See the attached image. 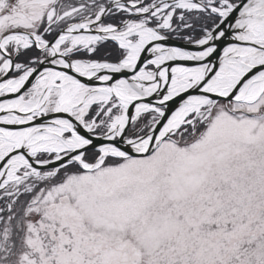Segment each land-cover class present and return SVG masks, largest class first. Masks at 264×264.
Masks as SVG:
<instances>
[{"label":"rangeland","instance_id":"1","mask_svg":"<svg viewBox=\"0 0 264 264\" xmlns=\"http://www.w3.org/2000/svg\"><path fill=\"white\" fill-rule=\"evenodd\" d=\"M18 2L20 9L7 14L1 13L6 0H0V76L9 63L5 51L13 54L33 47L26 35H18L4 46L15 30H35L38 46L44 48L48 40L46 31L37 30L41 23L51 24L59 17L68 23L80 19L78 25H90L104 12L108 16L115 10L139 15L122 32L156 22V28L168 34L190 30L192 22L183 25L182 11L220 20L237 4L236 0H66L59 15L57 7L63 0ZM107 2L112 3L109 11ZM217 23L212 27L203 24L195 31L205 35ZM114 27L101 23L98 29ZM85 36L67 37L55 46L58 51L83 49L81 53L92 54L101 40L88 46ZM39 52L27 64L17 62L12 77L19 78L51 56L49 50ZM47 81L42 79L32 87L24 103L39 100ZM59 89L54 87L46 113L58 108ZM82 93L74 97V105L80 104ZM95 95L73 113L92 126L93 132L104 134L124 110L116 99H102L105 92ZM231 108L242 109L245 115L230 114L223 103L210 104L187 117L179 128L183 133L152 154L112 161L99 170L72 174L62 183L53 182L50 175L54 170L26 178L30 169L20 168L16 181L0 192V223L7 210L11 216L18 214L19 227H25L13 248L15 260L7 264H264V113L259 115L261 109L264 112V90L256 100L237 101ZM143 116L146 131L160 114ZM201 124H206L205 129L191 134V128ZM187 132L189 137L184 136ZM3 142L8 143L0 137V160L9 151ZM64 154L68 151L43 150L35 157ZM29 195L30 201L23 206L21 200ZM4 244L5 239L0 240V264H5Z\"/></svg>","mask_w":264,"mask_h":264},{"label":"water","instance_id":"2","mask_svg":"<svg viewBox=\"0 0 264 264\" xmlns=\"http://www.w3.org/2000/svg\"><path fill=\"white\" fill-rule=\"evenodd\" d=\"M261 4L264 5V0H243L219 23V25L212 32L208 34L210 35L208 41H202V39H198L196 41H177L167 37L161 33L160 30L153 28L152 30L156 32L160 38L149 43L144 48L137 61L132 63L126 62L127 56L122 57L116 63L72 59L67 55L68 50L59 52L56 48L55 45L62 37L84 34L97 35L103 41L110 40L118 44L119 39L121 38L119 33L116 31L96 30L94 28L100 25L102 20L97 23L90 24L89 29H84L79 32L72 31L74 25L70 26L62 30L52 41L47 42L44 48L38 47L36 38L32 33L23 31L10 33V36L26 35L30 37L40 51L44 52L50 50L51 56L44 59L37 68L31 70L29 75L25 78V81L19 87L12 89L13 91L7 92V90L9 91L10 86L4 85L0 89V106L1 104L13 101L23 96L43 77L46 70L58 71L62 75L72 78L81 85L94 89L93 93L107 92L115 97L119 102L125 100V98L122 97V91H126L125 86H128L138 93L142 99L133 100V105L128 109L126 115L124 116L125 121L122 127H118L115 130L110 129L104 135L93 134L92 131L86 129L84 125H82L73 116V111L80 108L84 102L83 104L72 105V109L70 111L60 110L56 113L40 115L39 117L32 118L27 122L25 121L14 124L0 122L1 132L3 130H18L30 127L40 128L42 126H60V123L56 120H62L70 124L86 141L84 145L76 150H72L70 154L46 160L35 158L32 153L28 151L26 143L24 142L21 149L11 153L0 166V191H2L8 184L16 181L15 179L10 178V174L13 170L11 169V166L17 158L24 159L28 164L26 163L25 165L18 166L15 169V172L23 166H26L31 170L27 173V176L37 175L48 169H60L71 163H77L86 170H93L97 167L98 162L102 158L109 155L117 157H133L149 155L155 152L165 140L170 139L177 131V127L174 128L170 126L171 117L177 110L190 104L194 99H200L204 101V104L218 102L221 100H224L227 103L245 101L244 99H238L237 95L253 78H255L258 74L264 73V65L251 67L234 89L228 94L210 92L206 89V86L217 74L218 68L221 63H223L222 55L228 47L240 45L254 47L259 51H264V38H246L245 34L248 33V31H245V29L241 27L245 20L249 18L264 20V7L256 11L253 10L255 5ZM257 11L258 13H256ZM123 26L119 27L118 30H121ZM140 28H148V26L144 25ZM138 29L139 28L134 31H137ZM134 31L129 33H133ZM174 49L189 55V58L180 59L176 57L171 60H167L166 63H161L158 67H156V70H154L152 74L166 67H168V76L171 77L172 74H174L172 73V68L174 67H182L187 70L189 68L205 65L208 66V68L206 69L203 77L192 83L187 89L169 97L168 99H164L163 95H166L169 92L168 84H165L163 87L162 79L160 77H156L154 80L148 82L144 81L143 79H140L138 72L142 71L144 66L151 62L160 53L165 51L172 52ZM206 52L210 53H207L206 55ZM4 54L10 60L11 65L10 69L0 77V84L6 81H11L12 83L10 85L13 83L16 84V81L21 79L24 75L17 79L9 78L15 67V59L6 53ZM84 63L88 64V67H83ZM144 72L150 73L151 71L144 69ZM156 82L159 83L158 88L150 93V89L145 87L151 86ZM46 93L47 90L45 91L43 98L46 96ZM89 97L90 94L86 96V99ZM144 104L164 108V111L160 119L146 135L133 139L128 136V132L133 123L141 115L139 109L140 106ZM11 114L14 113L0 111V118ZM30 114L32 113L22 114V117L27 118ZM152 134L154 135L153 140L148 143L147 140ZM89 150L99 151L101 152V155L97 159L96 163L91 168L87 169L83 165L82 157L78 159V156L80 154L84 155V153ZM113 151H122L125 154L113 153Z\"/></svg>","mask_w":264,"mask_h":264},{"label":"bare ground","instance_id":"3","mask_svg":"<svg viewBox=\"0 0 264 264\" xmlns=\"http://www.w3.org/2000/svg\"><path fill=\"white\" fill-rule=\"evenodd\" d=\"M200 4L202 2H199ZM264 5H255L253 8L254 11L263 8ZM260 11V10H259ZM231 12H229L226 15H229ZM258 13V11L256 12ZM88 25L84 26H76L73 27L72 30H80L82 28H86ZM138 27V26H137ZM245 29V31H248V33L245 34L246 38L248 37H257V38H264V20H257L255 18H249L245 20V22L241 25ZM113 28L107 29V31H112ZM18 35H11L9 36L3 43L7 44L12 39H15ZM135 36V37H133ZM79 37H86L85 35L78 36ZM160 38L159 35L154 32L151 28H140L136 31L135 35H132L131 37L127 39H121L120 46L123 47L125 50H127V59L126 62H136L139 56L141 55L144 48L151 43L152 41ZM210 38V35L203 36L199 39H202V41H208ZM66 39L65 37H62L58 43L62 42ZM100 39L97 35H87V39L85 40L86 45H91L93 43H96ZM36 40L38 41V38L36 37ZM57 43V44H58ZM206 52L205 54L207 55ZM180 58L185 59L189 58V55H186L182 52H180L177 49H174L172 52L165 51L160 53L158 56H156L151 62L146 64L142 71L138 72V75L140 79H143L144 81H151L154 80L156 77H160L162 79V86L164 87L165 84H168L169 92L168 94H164V99H168L169 97H172L173 95L187 89L192 83L198 81L203 77V75L206 72V69L208 66H199L194 68H189L185 70L182 67H174L172 68L173 71L171 76H168V67L163 68L159 71H156L152 74L154 70H156V67H158L161 63H166L167 60H171L173 58ZM223 63H221L220 67L217 70V74L215 77H213L210 82L207 84L206 89H208L210 92L215 93H224L228 94L230 93L234 87L239 83V81L242 79V77L249 71L251 67L254 66H260L264 65V51H259L256 48H252L249 46H230L228 47L225 52L222 55ZM9 62V61H8ZM151 65L152 69L150 70V73L144 72V69H147L146 66ZM83 67H88V64L84 63ZM10 68V62L7 65V69ZM158 72V73H157ZM95 74V73H93ZM92 74V75H93ZM29 75V72L25 74L21 79H18L16 81V84L10 85L11 81H6L2 84H0V89L4 85H9L10 89L7 92L13 91L12 89H15L19 87L24 81L25 78ZM50 76L52 78L50 79ZM171 77V78H170ZM49 78V79H48ZM47 79V84L44 91L47 90L46 96L43 98V95L45 92L42 93L41 98L37 100L36 102H33V104H25L24 103V96H21L13 101L6 102L4 104H1L0 111H7V112H13L14 114H11L9 116H4L0 118V122L2 123H22L27 122L32 118L39 117L40 115L44 114H50L46 113L45 105L46 103H49V101L52 99L53 89L54 87H59V91L57 93L60 96V99H58L56 102L59 101V103L56 105L58 106L57 109L52 111L51 113H56L60 110L63 111H70L72 108L71 106L74 105L73 100L74 97L79 95L82 92V88L84 89V86L80 83L76 82L72 78L62 75L58 71L55 70H46L43 77L39 80ZM60 80V83L58 81ZM159 83L156 82L151 86H147L145 88L150 89V93L153 92L158 88ZM264 89V73L258 74L255 78H253L249 83H247L244 88L240 91V93L237 95L238 99H244L245 101H254L256 98L260 95V92ZM56 90V89H55ZM126 93L122 91L123 96L125 100H122L119 105L121 108H123V114L119 117L118 120L115 121V123L112 125V130H115L118 127H122L124 125V116L126 115L127 111L131 106L133 105V100L135 99H142V97L136 93L134 90L129 88L128 86H125ZM94 93L91 98L88 100L86 99V95L81 96L79 103L84 104L83 107L86 106V104L93 98L95 99ZM99 94H103L99 93ZM102 99L104 100H110L111 94L106 93V95H102ZM132 99V100H131ZM52 106V104H49ZM204 101L200 99H194L192 102L181 109L177 110L174 115L171 117V127H178L181 125L180 123H183L184 120H186L187 117H189L191 114L200 111L202 106H204ZM152 105L144 104L140 106V113H143L147 111L149 108H151ZM27 118L22 117V114H29ZM58 123H60V126H42L40 128L37 127H30L26 129H18V130H3L0 132V137L6 140L8 143L3 142L2 144L6 145L9 148V151L6 152L3 157L0 160V166L4 162V160L13 152H16L21 149L23 143H26V147L29 152L32 153V155L35 157L38 151H47L50 153H63L65 151H72L76 150L82 145L86 143L85 139L68 123L62 120H56ZM84 125V127L88 130H92V126H87L84 123H81ZM154 135L152 134L150 138L147 140L148 143L152 142ZM1 144V145H2ZM114 153L118 154H125L122 151H113ZM82 157V154L78 156V159ZM27 162L24 159L17 158L14 160L11 169L12 172L10 174L11 179H15V169L20 165H25ZM28 164V163H27ZM31 167H33L31 164H29ZM10 169V171H11Z\"/></svg>","mask_w":264,"mask_h":264},{"label":"trees","instance_id":"4","mask_svg":"<svg viewBox=\"0 0 264 264\" xmlns=\"http://www.w3.org/2000/svg\"><path fill=\"white\" fill-rule=\"evenodd\" d=\"M151 1L152 0H146L145 2L148 3ZM241 1L242 0H236V3H239ZM111 5H112L111 2H107V4H105L106 7H110ZM175 12H176V14L179 13L178 10H176ZM182 12H183L182 14H184V17H185V20H184L185 22L183 23V25L186 26V24H189V22H192V24H190L191 25L190 30L189 29H186V30L185 29H179V30H174L173 32L168 33L169 36L174 37L177 40H181V41H184L186 39H197V38L201 37L202 35L197 30L195 31V29H199L200 27H202L203 24L206 27H212L213 25H215L214 23H217L219 21L217 18H213L209 15L207 16L205 14H201V13H197V12H187V11H182ZM179 14H181V13H179ZM128 18L130 19V18H132V16L131 15L129 16V15H127V13L122 12V11L113 10L112 14L110 13L108 16L105 17L104 24L107 23V24L119 26ZM187 19H189V20H187ZM150 24H152V26L156 27V22L155 23L151 22ZM178 25L181 26L180 23ZM56 35H57V32H53L52 34L48 35L46 38L48 40H51ZM196 36H197V38H196ZM122 54H123V50H121L116 43L108 41V42L102 43L92 54L80 53V54H78L77 57L117 62L122 57ZM38 55H40V52L35 47H32L31 49L24 50L22 53H20L16 59V62L24 61L23 63L27 64L30 62L29 61L30 59H32L33 57H36ZM98 155H99V153L96 151H88L85 155V160L93 163L96 160V158L98 157ZM112 161H114V159L109 158L107 160V164L111 163ZM73 170L74 171H81V169L78 167V165H76V164L71 165L69 167H66L65 169H62L59 172L58 176L53 180V182L55 184L62 183V181H64L67 178V174ZM41 186H43V185H40L39 187H41ZM21 201H22L23 206H25L30 201V195L23 198ZM25 201H27V202L25 203ZM11 214H12V212L7 211V210L2 212V214H1L2 216H4V219L0 223V240L5 239V244H4V247H5V253H4L5 254V256H4L5 262L4 263L5 264L11 262L12 260L13 261L15 260L14 258L16 255L13 253L14 252L13 248L17 245V241L19 239V235H20L21 231L25 230V227L20 228L21 224L19 227V223L17 221L19 219L18 218L19 215L14 214L11 216ZM5 233H7L6 238H4Z\"/></svg>","mask_w":264,"mask_h":264},{"label":"flooded vegetation","instance_id":"5","mask_svg":"<svg viewBox=\"0 0 264 264\" xmlns=\"http://www.w3.org/2000/svg\"><path fill=\"white\" fill-rule=\"evenodd\" d=\"M19 0H6V5L3 6L4 8H2V12H6L7 14H12L14 11L13 9L14 8H18L20 9V2H18ZM66 4V0H63V2H60L59 5H58V10H59V15H61V8H63V6H65ZM63 10V9H62ZM17 14V13H16ZM20 16V15H19ZM18 17V16H16ZM21 17V16H20ZM81 20H71L69 23L67 21H65V19H59V17L57 18V20L54 21V23H47L45 24L44 22L40 24L39 28L37 29L39 32L43 33L46 31L45 33V37H47L48 35L52 34L53 32H57V34L63 30L64 28L68 27V26H71V25H74L75 23H78L80 22ZM35 31V30H34ZM32 31V32H34ZM78 55H76V52L75 53H70L69 57L71 58H78L77 57ZM227 111L230 112L231 114H235V113H241V112H244L242 111V109H238V110H234L231 108V106H228L227 107ZM263 109L260 110L259 112V115L260 114H263ZM141 122V121H140ZM139 122V123H140ZM136 123L130 130V132H138L140 133L139 131H142L145 127V124L143 123Z\"/></svg>","mask_w":264,"mask_h":264}]
</instances>
